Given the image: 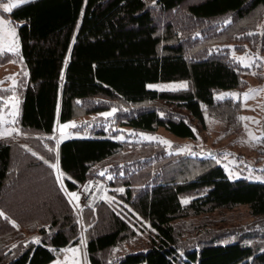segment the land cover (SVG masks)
<instances>
[{
    "label": "trees",
    "instance_id": "16d2710c",
    "mask_svg": "<svg viewBox=\"0 0 264 264\" xmlns=\"http://www.w3.org/2000/svg\"><path fill=\"white\" fill-rule=\"evenodd\" d=\"M0 15L18 38L20 132L58 137L54 161L0 140V264H49L81 234L88 264H264V169L253 179L209 162L177 180L193 157L156 137L194 140L205 110L231 101L244 84L237 40L257 33L264 52V0H27ZM172 81L188 85L148 87ZM90 178L102 191L80 223L67 193ZM239 207L251 221L221 226Z\"/></svg>",
    "mask_w": 264,
    "mask_h": 264
},
{
    "label": "rangeland",
    "instance_id": "374dc122",
    "mask_svg": "<svg viewBox=\"0 0 264 264\" xmlns=\"http://www.w3.org/2000/svg\"><path fill=\"white\" fill-rule=\"evenodd\" d=\"M13 2L14 0H0V10L8 12L3 8V5L12 4ZM252 16L250 17L251 19H247L243 23L248 24L252 22L255 14ZM0 18L5 19L1 15ZM12 27L14 26L12 25ZM255 34L257 33L250 32L246 35L243 42L238 43L237 40V44L241 50L235 51L232 55L245 68V72L242 73L244 84L237 91L231 92L237 95H229L231 101L219 109L222 113L218 110L216 112L205 110L204 125L196 127L197 132L194 140L176 139L167 134L163 129L157 131L156 137L161 142L163 140L171 141L170 146L165 144L167 149L184 158L193 157V159L188 158L183 160L169 173L171 175L175 171L177 180H186L194 177L202 172L209 165V162L223 164L227 169L229 168V171L226 170L229 175L234 173L237 176L242 175L253 179H260L262 177L258 172L264 169V52L255 47V44L253 45L249 42V39H253ZM5 38L9 41V45L16 48L17 51V36L15 42H13V37L8 35L5 29L0 28V40H2L0 43L2 45L5 44L3 42ZM219 42L223 44L227 43L228 40L223 37ZM6 43L8 42L6 41ZM9 45L0 50V97H3V99H0V140L23 138V134L18 127L20 112L19 97L15 92L23 70L21 64L15 59L14 53L16 51H7ZM13 79L15 83H13ZM182 82L185 81L157 83L153 85H158L159 87L151 89L163 91L183 89L184 87H180ZM245 93H247V97H245ZM9 100H13V103H9ZM55 131L59 132L60 137L66 134V130L62 133L58 127ZM6 132L10 133V135H3ZM57 141L58 137L55 136L54 144L48 145L43 141L35 144L33 140L28 141V139L23 138L21 141H18V144L28 153H36L33 148L40 153L46 152L54 161ZM24 145H27L28 148H25ZM177 148L184 150L178 152ZM28 149H31V151ZM198 158L201 160L198 161ZM202 160H207L208 163L202 164ZM230 169L233 170L230 171ZM90 180L93 179H88L80 189L79 202H71L79 217V222L82 210L87 206H91L98 198L90 205H83L82 197L84 192L88 188L94 187L99 192L98 196H100L102 191V185L99 182L95 181L94 185H90ZM68 197L71 201L72 198ZM246 211V208L239 207L232 212H223L221 214L223 220L221 226H239L240 224L249 223L251 219L248 217ZM21 233L22 238H26L29 235L24 229ZM84 243V236L81 234V239L77 244L65 249L79 248L80 255L77 258L81 261V264H88ZM63 250L49 264H53V261L57 259L64 261L65 264H71V259L65 260V258H71L73 254Z\"/></svg>",
    "mask_w": 264,
    "mask_h": 264
},
{
    "label": "snow or ice",
    "instance_id": "6c2138e0",
    "mask_svg": "<svg viewBox=\"0 0 264 264\" xmlns=\"http://www.w3.org/2000/svg\"><path fill=\"white\" fill-rule=\"evenodd\" d=\"M27 0H14V2L12 4H4L3 5V8L6 10V11H11L13 7H15L16 5L18 4H22V3H26ZM153 4H155L156 0H152ZM228 21H225V23H227ZM0 28L2 29H5L7 34L12 36L13 37V42H15V38L17 36V33H16V30L14 27H12L11 25V22L8 21V20H5L3 18H0ZM0 50H3L2 47H0ZM7 51H11V52H14L16 51V48L12 47L11 45H9L7 47ZM13 83H15V80L13 79ZM149 88H154V87H159L158 85H153V84H149L148 85ZM180 87H187V83L186 82H182L180 84ZM224 95V94H221V96ZM228 95H232V96H236L237 94L236 93H228ZM245 97H247V93H245ZM0 99H3V97H0ZM9 103H13V100H9ZM113 111H115V109H113ZM111 113H102V115H110ZM161 115H163V113H161ZM70 125H75V121H68L67 123L63 124V125H60L59 126V130L60 132H64L65 129H67ZM3 135H10V133H3ZM143 135V134H142ZM53 139H55V135H53L52 137ZM120 138V137H118ZM151 138V137H150ZM164 144H167V145H171V141H168V140H163L162 141ZM25 148H28L27 145H24ZM29 151H31V149H28ZM184 149L182 148H177V151L180 152V151H183ZM35 154V153H34ZM35 155H38V154H35ZM41 160L44 159L43 156H40L39 157ZM46 163H49L48 161H45ZM51 167L54 168V169H57V171H59V165L57 163H51ZM66 174L64 173H61L60 176L58 177V179H61L63 178V176H65ZM68 179H72V177H68ZM118 191H124L123 188H120L118 189ZM71 198L72 200L70 202H76L78 203L79 200H80V194L78 192H75V191H71V192H68L67 193ZM107 199L111 200L112 198L111 197H108ZM185 203H187V199L184 200ZM0 215H6L4 212L0 211ZM13 225L16 224V221H12ZM34 239H37V242L38 241V238H34ZM63 251H66V252H70L72 253V257L71 258H68L66 257L65 260H69L71 259V264H81V261L77 258L79 255H80V249L77 248V247H73V248H69V249H64ZM53 264H65L64 261H61L59 259L53 261Z\"/></svg>",
    "mask_w": 264,
    "mask_h": 264
},
{
    "label": "built area",
    "instance_id": "2783aa9c",
    "mask_svg": "<svg viewBox=\"0 0 264 264\" xmlns=\"http://www.w3.org/2000/svg\"><path fill=\"white\" fill-rule=\"evenodd\" d=\"M95 181L90 180V185H94ZM99 192L93 187V188H88L82 197V202L83 205H90L91 203L94 202V200L98 197Z\"/></svg>",
    "mask_w": 264,
    "mask_h": 264
},
{
    "label": "crops",
    "instance_id": "0c3cea01",
    "mask_svg": "<svg viewBox=\"0 0 264 264\" xmlns=\"http://www.w3.org/2000/svg\"><path fill=\"white\" fill-rule=\"evenodd\" d=\"M9 39H11V38H9ZM0 41H2V40H0ZM6 41H7L8 43H6ZM3 42H4L5 44L2 45V44L0 43V47H2V48L4 49L6 45H9V41L5 38ZM5 50H6V49H5Z\"/></svg>",
    "mask_w": 264,
    "mask_h": 264
}]
</instances>
